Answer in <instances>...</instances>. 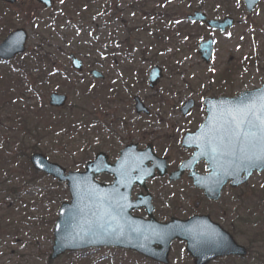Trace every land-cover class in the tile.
Wrapping results in <instances>:
<instances>
[{
  "label": "rangeland",
  "instance_id": "obj_1",
  "mask_svg": "<svg viewBox=\"0 0 264 264\" xmlns=\"http://www.w3.org/2000/svg\"><path fill=\"white\" fill-rule=\"evenodd\" d=\"M72 1L54 0L48 11L34 0L0 3V18L9 21L0 42L19 28L29 34L24 56L0 63V264H151L114 249L49 262L58 210L70 194L65 184L36 173L29 158L41 153L67 172H83L99 152L115 162L128 144H152L176 168L187 155L180 140L194 126L192 116L180 113L184 102L202 104L206 96H234L264 84V1L253 14L245 11L244 0ZM195 11L211 19L231 17L236 24L226 33L191 25L187 16ZM208 38L214 39L215 52L206 64L198 50ZM72 53L85 64L80 74L70 66ZM33 56H39L38 64L27 62ZM154 66L162 67L164 77L150 89L148 73ZM93 70L105 79L95 81ZM6 79L10 84L3 85ZM52 93L68 96L64 109L49 106ZM134 97L150 109L149 116L136 113ZM193 112L197 122L203 112L199 107ZM188 181L149 182L156 218L166 222L209 214L250 250L246 262L214 264H264V215L250 217L248 211L262 203L264 172L235 194L226 191L218 206L197 209L199 194ZM170 264H193L185 244L173 243Z\"/></svg>",
  "mask_w": 264,
  "mask_h": 264
},
{
  "label": "water",
  "instance_id": "obj_2",
  "mask_svg": "<svg viewBox=\"0 0 264 264\" xmlns=\"http://www.w3.org/2000/svg\"><path fill=\"white\" fill-rule=\"evenodd\" d=\"M8 4H15L17 0H0ZM45 9H50L53 0H35ZM261 0H245V7L249 14L253 13ZM193 22L204 23L213 30L225 32L232 28L234 20H208L204 13L195 12L189 17ZM28 35L24 29L11 33L0 44V60L9 61L25 52ZM201 58L210 63L213 55V41L208 40L200 44ZM72 68L81 72L84 64L74 55L69 56ZM95 79H103L98 71H93ZM162 69L154 67L149 74L150 88L153 89L162 79ZM264 91V86L256 91L247 92L233 99L220 98L205 101L207 107V121L200 129L185 135L183 146L195 149L192 158L184 162L179 170L170 176L171 181L179 180L185 171L192 170L191 178L194 185L205 192L207 198L218 201L224 185L232 181V187L245 184L252 174L264 170V160L254 163L242 161L229 156H221L212 152L208 146V139L214 134V129L228 119L227 110L235 108L241 103H255L258 93ZM138 114L148 113L139 98H135ZM67 97L52 94L50 106L62 108L66 105ZM194 106L189 101L182 108L187 116ZM252 153H250L251 155ZM115 164L108 162L104 153L89 162L85 172H70L49 162L41 155L34 154L30 162L34 169L52 176L61 183H67L71 201L63 203L58 212V219L54 227V242L50 260H56L66 252H76L91 248H119L135 252L153 261L168 264L173 241L186 242V250L194 259V264H209L210 262L229 256L245 257L247 250L239 245L233 237L215 224L207 216H196L187 221L172 219L169 223H160L154 216V207L150 195L138 196L132 200V190L135 186L146 188V182L155 177L158 168L160 176L166 173L164 161L156 157L151 146L145 151H137L134 145L126 147ZM205 160L212 171L203 176L194 173L195 165ZM153 162L148 168L147 164ZM162 164V166H161ZM108 174L114 177V182L105 185L97 182L95 177ZM244 175V177H243ZM145 208L148 220L132 215V212Z\"/></svg>",
  "mask_w": 264,
  "mask_h": 264
},
{
  "label": "snow or ice",
  "instance_id": "obj_3",
  "mask_svg": "<svg viewBox=\"0 0 264 264\" xmlns=\"http://www.w3.org/2000/svg\"><path fill=\"white\" fill-rule=\"evenodd\" d=\"M227 115L208 139L212 152L253 163L264 160V91L255 103H241Z\"/></svg>",
  "mask_w": 264,
  "mask_h": 264
},
{
  "label": "flooded vegetation",
  "instance_id": "obj_4",
  "mask_svg": "<svg viewBox=\"0 0 264 264\" xmlns=\"http://www.w3.org/2000/svg\"><path fill=\"white\" fill-rule=\"evenodd\" d=\"M245 91H247V90H245ZM241 92H243V91H241ZM241 92H239V93H241ZM237 95V94H236ZM236 95H234V96H236ZM234 96H225V95H219L218 97H234ZM209 97H214V96H206L205 98H204V100L206 99V98H209ZM204 100H203V102H202V104H199L198 102H196V104H195V106H194V108L191 110V112H190V114H189V116H192L193 117V119H192V121H194V126L193 127H191L189 130H187L185 133H188V132H191V133H193V132H195L199 127H200V125L204 122V120L206 119V117H207V114H206V108H205V106H204ZM201 108V111L203 112V114H202V116L200 115V118L198 119V121L196 122V120H197V117H198V114H197V117H194L193 115H194V110L195 109H197V108ZM193 112V113H192ZM201 113V112H200ZM191 114H193V115H191ZM196 116V115H195ZM189 118V117H188ZM196 122V123H195ZM185 133L183 134V136H182V138L184 137V135H185ZM182 138H181V144H182ZM131 144H134V143H131ZM128 145H130V144H128ZM127 145V146H128ZM136 145V147H137V151H143V150H145L146 148H148L149 146H151V148H152V150H154V147H153V145L152 144H148L145 148H141V147H139V145L138 144H135ZM126 147V146H125ZM182 147V146H181ZM184 149V148H183ZM185 150V152L187 153V155H186V157L183 159V160H181V161H179V163L178 164H176L177 165V167L176 168H174V169H171V164H170V160L168 159V158H166V157H162V156H159V154L157 153V152H155V150H154V152L157 154V156L159 157V158H161V159H164L165 160V162L163 163V166H165V169H166V173H165V176L164 177H159L160 176V172H159V169L157 168V170H156V174H157V176L155 177V179H153L152 181H156V180H167L168 182H170V175L172 174V173H174L175 171H177L178 170V168L181 166V164L182 163H184V162H186L188 159H190L192 156H193V154H194V149H184ZM153 166V162H149L148 164H147V167H152ZM161 166H162V164H161ZM208 169H209V167H208V163L205 161V160H201V161H199L196 165H195V167H194V172L195 173H198V174H200V175H206V174H208L210 171H208ZM192 173V170H188V171H186L184 174H183V176H182V178L180 179V181H182V180H189L188 182H189V184L192 186V188L199 194V199L195 202V208L197 209L199 206H201L202 204H208L209 206H218L219 205V203L222 201V199L224 198V194H225V192L226 191H228V192H231V193H233V194H235L238 190H240L241 188H245L246 186H247V184L249 183H246L244 186H241V187H238V188H233V187H231V185H230V183H228L225 187H224V189H223V192H222V196H221V200L220 201H218V202H215V201H212V200H210V199H208V198H206L205 197V194H204V192L202 191V190H200V189H197V188H195L194 186H193V180L192 179H190V174ZM254 176V175H253ZM112 180V179H111ZM149 182L150 181H148L147 182V190H144V189H142V188H139V187H135L134 188V190H133V195H134V198H136L139 194H142V193H146V192H149V188H148V184H149ZM179 182V181H178ZM110 183V182H109ZM171 183V182H170ZM176 183V182H175ZM242 190V189H241ZM136 215H138V216H141V217H146L147 215H146V211L144 210V209H141L140 211H137L136 213H135ZM225 214V213H224ZM194 216H208V217H210V219H212L213 220V218L209 215V214H201V213H196V214H192V215H190V216H188V217H186V218H183V219H188V218H191V217H194ZM172 218V217H171ZM170 218V219H171ZM182 219V218H181ZM214 221V220H213ZM214 222H216V221H214ZM227 232H229L225 227H223Z\"/></svg>",
  "mask_w": 264,
  "mask_h": 264
},
{
  "label": "trees",
  "instance_id": "obj_5",
  "mask_svg": "<svg viewBox=\"0 0 264 264\" xmlns=\"http://www.w3.org/2000/svg\"><path fill=\"white\" fill-rule=\"evenodd\" d=\"M74 1V2H73ZM72 2H73V4L74 5H78L79 3H81L83 0H73ZM1 20H4V17H2V18H0ZM8 19H5L4 21H3V28L2 27H0V36L1 37H3V31H5L7 28H5V25H7L8 26ZM156 35V37H157V39H160V35H158V34H155ZM125 57H130V55H125ZM39 58V56H36V57H34L33 56V58H31L30 59V61H27V62H29V63H32V59H34L35 60V62L37 63V59ZM45 59H47V57H45ZM23 63L22 64V66H21V68H20V71L21 72H23V71H25V68H27L28 67V63ZM41 62V61H40ZM38 63H39V61H38ZM37 63V64H38ZM49 77V76H48ZM5 81V82H4ZM3 82H2V84L3 85H5V84H10V82L8 81V79H6V80H4ZM76 127H77V125H76ZM46 132V131H45ZM47 135L48 136H50V134L49 133H47ZM24 148H21L20 150H19V152L20 151H22ZM30 165V164H29ZM31 168V167H30ZM81 255H87V254H81ZM68 256H73V255H68ZM247 260V259H246ZM246 260H243L242 262H245ZM147 262H149V261H147ZM151 263V262H150ZM50 264V263H49ZM151 264H154V263H151Z\"/></svg>",
  "mask_w": 264,
  "mask_h": 264
}]
</instances>
